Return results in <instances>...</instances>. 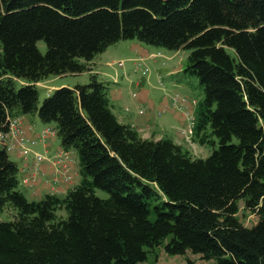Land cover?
<instances>
[{"label":"trees","instance_id":"trees-1","mask_svg":"<svg viewBox=\"0 0 264 264\" xmlns=\"http://www.w3.org/2000/svg\"><path fill=\"white\" fill-rule=\"evenodd\" d=\"M129 38L190 49L185 71L205 92L196 132L219 139L209 156L143 137L94 73L39 105L37 82L90 70ZM26 113L77 149L81 180L29 200L0 143V213L16 211L0 219V264H144L146 247L168 236L171 253L264 264V0H0V131ZM239 198L258 215L253 227L237 216Z\"/></svg>","mask_w":264,"mask_h":264},{"label":"rangeland","instance_id":"rangeland-1","mask_svg":"<svg viewBox=\"0 0 264 264\" xmlns=\"http://www.w3.org/2000/svg\"><path fill=\"white\" fill-rule=\"evenodd\" d=\"M37 45L43 53L46 52L47 44L43 39L38 40ZM189 53L190 49L184 47L171 49L138 38L120 39L89 62L90 70L50 75L37 82L39 105L56 88L89 83L94 73L107 86L113 110L121 121L130 123L143 137L171 138L193 156L207 157L219 146V139L209 134L202 140L203 132H196L198 107L205 92L199 78L185 71ZM24 115L19 125L24 132L21 135L12 132L3 141L10 148L11 159L19 166V189L29 200L41 199L49 192L64 196L61 189L65 185L72 188L80 182L81 175L76 172V168L80 167L78 151L70 148L71 152L67 155L68 149L61 144L57 133L42 136L43 128L48 125L55 127L54 123L45 126L38 114ZM27 120H34L38 129L35 131L32 125L27 127ZM234 140L237 138L234 137ZM47 144L48 149L45 147ZM60 144L62 151L58 152L55 147ZM63 152L68 157L60 160L65 158L61 156ZM48 163L54 171L47 170ZM71 164L74 165L72 172ZM35 189L36 193L33 192ZM95 191L100 197L109 196L107 190L96 188ZM237 203L239 220L253 227L258 222V215L245 206L244 198H239ZM15 212L13 208H6L0 213V219L10 220ZM152 218H155L154 212ZM169 240L170 236L153 248L146 247L148 252L144 264H188L189 260H193L194 264H215L214 259L203 258L201 253L190 248L183 253L169 252L166 248Z\"/></svg>","mask_w":264,"mask_h":264},{"label":"built area","instance_id":"built-area-1","mask_svg":"<svg viewBox=\"0 0 264 264\" xmlns=\"http://www.w3.org/2000/svg\"><path fill=\"white\" fill-rule=\"evenodd\" d=\"M22 121V117L21 116H15V117H10V129L6 132H2L0 131V141L3 145H5L7 147V149H10L8 145H6L5 143H3V141L5 139H7V137L12 134V132H14V135H21L24 132V128H22L20 122ZM19 126V128H17ZM15 130V131H13ZM57 133V129L55 127H52L51 125H48L47 127H44L42 130V136H46L47 134H56ZM24 137L21 136V140H23ZM23 143V141H21ZM68 155V153H66ZM61 156L65 157V153L63 152V154H61ZM68 156H66L64 159L60 158V160H65ZM39 159H42L43 156H38ZM71 177V175H70ZM69 177V178H70Z\"/></svg>","mask_w":264,"mask_h":264},{"label":"crops","instance_id":"crops-1","mask_svg":"<svg viewBox=\"0 0 264 264\" xmlns=\"http://www.w3.org/2000/svg\"><path fill=\"white\" fill-rule=\"evenodd\" d=\"M23 116V115H22ZM24 117H25V115L22 117V119L24 120ZM30 125H32L33 126V129L36 131L38 128L36 127V125H35V122H34V120H27V127L28 126H30ZM47 124H45V126H46ZM44 127V126H43ZM48 144L45 146L46 147V149H48ZM56 148V150L58 151V152H60V151H62V148H61V144H60V146H56L55 147ZM68 152V154L71 152V149H68L67 150ZM71 163V162H70ZM73 169H74V165H72L71 164V167H70V171L72 172L73 171ZM47 170H49V171H54V168H53V166L52 165H50L49 163H48V167H47ZM76 172H77V175L78 174H80L79 173V169L78 168H76ZM81 180V178L78 180V181H80ZM71 188V186H69V185H65V187H63L61 190L63 191V193H65L66 194V192L69 190ZM53 189V188H52ZM60 190V189H59ZM58 190V191H59ZM34 193H36V189L33 191Z\"/></svg>","mask_w":264,"mask_h":264}]
</instances>
